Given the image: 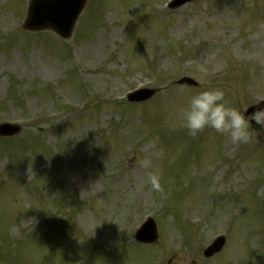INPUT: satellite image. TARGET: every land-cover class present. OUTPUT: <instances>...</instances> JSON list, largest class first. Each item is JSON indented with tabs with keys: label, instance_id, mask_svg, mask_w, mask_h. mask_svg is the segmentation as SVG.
Returning a JSON list of instances; mask_svg holds the SVG:
<instances>
[{
	"label": "rangeland",
	"instance_id": "rangeland-1",
	"mask_svg": "<svg viewBox=\"0 0 264 264\" xmlns=\"http://www.w3.org/2000/svg\"><path fill=\"white\" fill-rule=\"evenodd\" d=\"M167 1L87 0L65 41L22 32L28 0H0V123L22 125L0 138V264H262L264 129L233 145L190 134L180 109L204 88L264 99V0ZM183 76L199 86L174 88ZM138 88L160 91L127 104ZM157 137L163 194L138 166ZM150 214L158 242L135 243Z\"/></svg>",
	"mask_w": 264,
	"mask_h": 264
},
{
	"label": "clouds",
	"instance_id": "clouds-1",
	"mask_svg": "<svg viewBox=\"0 0 264 264\" xmlns=\"http://www.w3.org/2000/svg\"><path fill=\"white\" fill-rule=\"evenodd\" d=\"M261 28L264 29V25H261ZM199 79L206 82L203 76ZM180 91L188 93L189 90ZM250 106L232 105L226 99L225 91L220 88H204L187 95L186 106L180 109V113L183 125L190 134L195 135L205 129H211L233 145H255L259 142L261 133L253 127V123L264 129V108H257L246 115ZM145 152L147 155L138 161V166L145 170L152 169L146 182L154 192L163 194L162 173L158 168H153V158L163 159L165 156L164 149L158 147V137L148 142ZM79 264H84L83 260Z\"/></svg>",
	"mask_w": 264,
	"mask_h": 264
},
{
	"label": "water",
	"instance_id": "water-1",
	"mask_svg": "<svg viewBox=\"0 0 264 264\" xmlns=\"http://www.w3.org/2000/svg\"><path fill=\"white\" fill-rule=\"evenodd\" d=\"M186 0L175 2V5H181ZM85 0H31L28 8V18L24 24V30H40L50 28L56 31L64 38H68L71 34L72 27L81 11ZM180 83L190 84L191 81L185 79ZM153 91H146L141 94H137L132 101H144L151 97ZM250 112V111H248ZM18 131L17 127H11L8 125L0 126L1 136H11ZM149 233L143 232L139 236H136L139 241H152L149 240ZM220 243L218 247L220 248Z\"/></svg>",
	"mask_w": 264,
	"mask_h": 264
}]
</instances>
